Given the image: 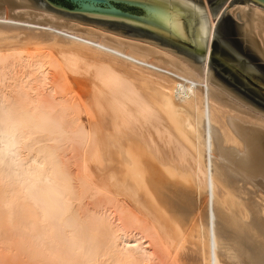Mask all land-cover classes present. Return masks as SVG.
<instances>
[{
  "label": "bare ground",
  "instance_id": "6f19581e",
  "mask_svg": "<svg viewBox=\"0 0 264 264\" xmlns=\"http://www.w3.org/2000/svg\"><path fill=\"white\" fill-rule=\"evenodd\" d=\"M203 3V75L148 43L0 7V264H264V115L207 82L221 11ZM142 6L136 23L184 41L181 17ZM246 8L264 20L229 12Z\"/></svg>",
  "mask_w": 264,
  "mask_h": 264
},
{
  "label": "water",
  "instance_id": "95a60500",
  "mask_svg": "<svg viewBox=\"0 0 264 264\" xmlns=\"http://www.w3.org/2000/svg\"><path fill=\"white\" fill-rule=\"evenodd\" d=\"M76 6V11L92 12L113 17L78 13L56 9L44 0H0V7L17 9L21 6L40 9L67 22H75L127 39L148 43L180 58L203 75L210 24L203 0H111L134 5L143 14L116 9L107 2L98 1L97 8H87L81 0H65ZM212 19L220 12L213 30L206 79L230 97L264 115V50L255 36L264 32V20L258 22L252 10L246 8L237 13L236 23L229 14L234 4L256 5L264 9V0H206ZM170 11L181 17L194 45L183 44L172 36L136 23L143 20L146 9L142 5ZM100 5H106L101 8ZM117 17V18H114ZM135 21V22H133ZM263 44V41H262Z\"/></svg>",
  "mask_w": 264,
  "mask_h": 264
},
{
  "label": "rangeland",
  "instance_id": "374dc122",
  "mask_svg": "<svg viewBox=\"0 0 264 264\" xmlns=\"http://www.w3.org/2000/svg\"><path fill=\"white\" fill-rule=\"evenodd\" d=\"M47 4H49L50 6L56 8V9H60V10H64V11H71V12H78V13H85V12H80V11H76V6L74 4H72L69 1H65V0H44ZM108 3L110 6H114L116 9L122 10V11H126L132 14H135L137 16H141L143 14L142 10L138 7H135L134 5H130V4H124V3H120V2H115V1H111L108 0ZM237 4L232 5V7H229L228 11L226 14L223 15V19H225V17L227 16V14L230 15V17L232 19L235 20L236 23H239L241 25V22L235 18V16H233V14H231L229 12V10L231 8H234V6H236ZM241 6V5H239ZM101 8L106 7V5H100ZM253 7H257L256 5H253ZM87 14V13H86ZM176 15V14H175ZM177 17H179L178 15H176ZM117 18V17H114ZM180 20V17L178 18ZM219 20V19H218ZM217 20V21H218ZM181 22V21H180ZM186 24V23H185ZM187 28V25H186ZM182 36H185L184 39V43L183 44H188V45H194L193 40L191 39V37L188 35V31L187 34L184 31V28L182 26V23H180V32H179ZM178 33V34H179ZM69 155V154H68ZM71 156V155H70ZM69 158V157H68ZM70 159H73L72 157ZM72 162V166L73 167V161L69 160ZM73 172H75L74 170H76V168L74 167L73 169H71Z\"/></svg>",
  "mask_w": 264,
  "mask_h": 264
}]
</instances>
